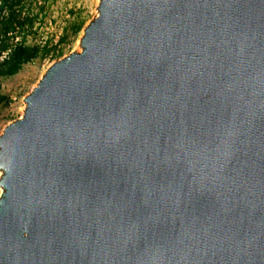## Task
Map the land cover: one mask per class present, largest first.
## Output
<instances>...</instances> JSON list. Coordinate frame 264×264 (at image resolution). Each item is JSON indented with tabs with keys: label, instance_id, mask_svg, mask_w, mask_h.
Returning a JSON list of instances; mask_svg holds the SVG:
<instances>
[{
	"label": "water",
	"instance_id": "obj_1",
	"mask_svg": "<svg viewBox=\"0 0 264 264\" xmlns=\"http://www.w3.org/2000/svg\"><path fill=\"white\" fill-rule=\"evenodd\" d=\"M0 135V264H264V0H99Z\"/></svg>",
	"mask_w": 264,
	"mask_h": 264
},
{
	"label": "rangeland",
	"instance_id": "obj_2",
	"mask_svg": "<svg viewBox=\"0 0 264 264\" xmlns=\"http://www.w3.org/2000/svg\"><path fill=\"white\" fill-rule=\"evenodd\" d=\"M99 3V0H25L21 17H33V26L9 36L8 47L20 42L40 47L49 44L50 53L25 64L14 76L0 78V94L6 98L0 105V135L22 117L25 98L45 72L54 63L81 51L80 39L87 25L97 17ZM77 26L79 30L74 32ZM62 37L64 40L59 42Z\"/></svg>",
	"mask_w": 264,
	"mask_h": 264
},
{
	"label": "trees",
	"instance_id": "obj_3",
	"mask_svg": "<svg viewBox=\"0 0 264 264\" xmlns=\"http://www.w3.org/2000/svg\"><path fill=\"white\" fill-rule=\"evenodd\" d=\"M25 0H0V53L9 49L8 42L17 31L30 29L34 19L29 15L21 17ZM4 13V15H3ZM75 28L74 32L79 30ZM63 37L59 42H62ZM7 59L0 62V78H8L17 74L21 68L37 58H44L50 53L49 44L43 46H27L23 42L11 47ZM6 98L0 94V105Z\"/></svg>",
	"mask_w": 264,
	"mask_h": 264
},
{
	"label": "built area",
	"instance_id": "obj_4",
	"mask_svg": "<svg viewBox=\"0 0 264 264\" xmlns=\"http://www.w3.org/2000/svg\"><path fill=\"white\" fill-rule=\"evenodd\" d=\"M9 52H10V50L7 49V50H4V51H2L0 53V62H2L3 60L7 59Z\"/></svg>",
	"mask_w": 264,
	"mask_h": 264
}]
</instances>
